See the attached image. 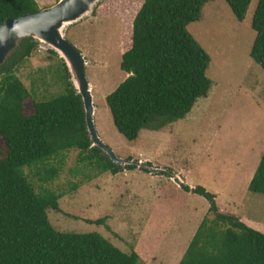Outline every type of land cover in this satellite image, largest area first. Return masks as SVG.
Returning a JSON list of instances; mask_svg holds the SVG:
<instances>
[{"label":"rangeland","instance_id":"1","mask_svg":"<svg viewBox=\"0 0 264 264\" xmlns=\"http://www.w3.org/2000/svg\"><path fill=\"white\" fill-rule=\"evenodd\" d=\"M256 1H249L240 21L224 0L203 3L198 19L186 29L209 57L206 95L198 97L181 119L155 130L142 128L132 141L114 128L104 96L126 76L119 60L128 47V23L140 0H98L93 13L64 30L65 39L85 63L83 74L90 85L98 138L117 157L138 160L142 167L148 162L149 168H168L172 177L136 166L118 165L116 173L100 172L78 159L76 148L43 164L23 167L34 191L61 194L58 210L46 209L55 230L97 232L125 253L138 248L139 264H150L149 254H176L184 249L202 217H212L207 200L183 191L178 183L201 185L215 195L218 211L247 226L264 225V196L247 189L264 149V71L248 55L254 36L249 22ZM50 4L46 0L38 8ZM62 73L61 59L37 44L15 69L30 94L22 103L25 114L32 112L33 101L62 91ZM51 166L57 168L56 175L41 181L43 169ZM98 218L101 224L92 222ZM148 249L150 253L144 252Z\"/></svg>","mask_w":264,"mask_h":264},{"label":"trees","instance_id":"2","mask_svg":"<svg viewBox=\"0 0 264 264\" xmlns=\"http://www.w3.org/2000/svg\"><path fill=\"white\" fill-rule=\"evenodd\" d=\"M206 1L140 0L134 10L128 47L119 60L126 76L104 96L111 122L126 140H134L142 128L155 130L181 119L198 97L206 95L209 57L186 29ZM224 1L234 18L242 20L250 0ZM38 9L35 0H0V24ZM249 25L254 36L248 55L264 71V0L256 1ZM36 45L30 38L22 39L0 64V264H139L134 250L125 253L97 232L55 230L46 209L58 210L61 194L34 191L23 173V167L43 164L70 148L78 149V159L100 172L120 170L90 145L81 100L62 61V91L33 101L30 114L23 112L22 103L30 94L15 69ZM148 165L139 169L172 177L168 168ZM56 173L54 166L44 168L39 179L48 181ZM178 185L206 199L212 217H202L176 264H264L263 233L218 211L215 195L201 185ZM247 189L264 196V149ZM92 222L102 223L99 218Z\"/></svg>","mask_w":264,"mask_h":264},{"label":"water","instance_id":"3","mask_svg":"<svg viewBox=\"0 0 264 264\" xmlns=\"http://www.w3.org/2000/svg\"><path fill=\"white\" fill-rule=\"evenodd\" d=\"M98 0H56L38 11L26 13L0 24V64L11 54L18 43L25 38L53 51L63 62L69 81L80 97L86 133L90 145L99 148L116 165L124 168L133 165L141 168L140 161L121 159L97 136L92 116L94 107L88 82L83 74L84 60L78 50L65 39L64 30L72 23L85 17Z\"/></svg>","mask_w":264,"mask_h":264},{"label":"crops","instance_id":"4","mask_svg":"<svg viewBox=\"0 0 264 264\" xmlns=\"http://www.w3.org/2000/svg\"><path fill=\"white\" fill-rule=\"evenodd\" d=\"M36 1V4H37V6H44V3L46 2V0H41V2L39 3L38 1L39 0H35ZM54 2V0H50V3H53ZM46 5V4H45ZM51 5V4H50ZM173 176H175V177H177V175H173ZM251 228H253V229H256L257 231H259V232H261V233H263L264 234V225H257L256 224V226H254V225H252V226H250ZM192 236V235H191ZM188 243V242H187ZM187 245V244H186ZM138 245H136V247H137ZM186 247V246H185ZM135 249V252L137 251V249L138 248H134ZM160 249V248H159ZM185 249V248H184ZM184 249H182L180 252H177L176 254H163V253H160V254H158L159 253V251H157V252H155V253H152V254H149V255H151V261H150V264H176L177 263V261H178V259L180 258V256L182 255V253H183V251H184ZM144 252H146V253H150V250L148 249V250H146V251H144ZM137 253V252H136ZM170 257H173V260H171V261H166V260H164V258H167V259H169ZM152 262V263H151Z\"/></svg>","mask_w":264,"mask_h":264},{"label":"bare ground","instance_id":"5","mask_svg":"<svg viewBox=\"0 0 264 264\" xmlns=\"http://www.w3.org/2000/svg\"><path fill=\"white\" fill-rule=\"evenodd\" d=\"M88 86H89V90H90V85L88 84Z\"/></svg>","mask_w":264,"mask_h":264}]
</instances>
